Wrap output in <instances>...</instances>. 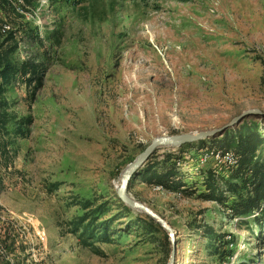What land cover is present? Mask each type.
I'll use <instances>...</instances> for the list:
<instances>
[{
    "label": "rangeland",
    "instance_id": "rangeland-1",
    "mask_svg": "<svg viewBox=\"0 0 264 264\" xmlns=\"http://www.w3.org/2000/svg\"><path fill=\"white\" fill-rule=\"evenodd\" d=\"M14 1L0 0V27L18 40L14 62L34 60L45 71L41 86L19 77L1 96L14 121H30L24 136L0 134L11 142L0 152V239L9 223L21 264H168L165 230L152 242L129 223L147 213L114 218L117 191L153 138L264 112V0H24L23 12ZM242 122L264 135V115ZM168 151L181 158L196 150L163 144L156 157ZM128 193L175 231L173 264H219L201 225L233 241L220 264H264L257 214L244 223L217 202L155 190L141 178ZM85 199L113 207L99 220L114 218L116 233L97 243L103 255L73 231Z\"/></svg>",
    "mask_w": 264,
    "mask_h": 264
},
{
    "label": "trees",
    "instance_id": "trees-1",
    "mask_svg": "<svg viewBox=\"0 0 264 264\" xmlns=\"http://www.w3.org/2000/svg\"><path fill=\"white\" fill-rule=\"evenodd\" d=\"M9 2V1H8ZM10 3V2H9ZM27 24V23H26ZM27 28V27H26ZM35 28V27H34ZM23 35H28V29L19 25ZM3 30L4 29L3 27ZM18 51V40L15 31L3 32L0 27V78L5 79L0 83V134L9 135L13 132L16 136H24L28 133L25 118L14 121L8 112V103L1 99L6 91L5 85L13 80L22 78L28 85L36 82V88L41 86L45 68L42 64L27 60L21 64L14 62L15 52ZM264 66V60H262ZM264 84V77H262ZM14 122L13 127L10 124ZM9 140L0 142V152L8 154ZM196 151L192 154L195 159L204 148H213L220 151L232 150L237 157V165L233 167L210 166L200 177H191L180 171L175 162L180 158L173 151L164 152L160 158L156 157V150L152 152L147 161L130 179L128 190L135 179L141 178L143 183L149 186H159L163 190L176 193L183 197H195L201 200H210L219 203L230 217L246 222V217L253 216L259 225L264 223V135L255 122L240 123L237 126L225 129L220 135L193 143L184 144ZM144 148V147H143ZM183 156V155H182ZM181 156V157H182ZM118 197V196H117ZM118 212L113 215L115 219L129 216L132 209L126 206L119 198ZM85 210L78 220L73 222V231L79 234V238L85 247L94 253L103 255V249L98 242L111 243L115 232L111 233L112 219H105L99 223L100 218L113 210L110 202L97 203L92 199L80 201ZM133 230L145 235L152 242L158 241V232H162L161 226L151 217H136L129 221ZM202 232L207 238L206 249L209 256L214 257L219 264L228 258L231 253L229 245L233 241L225 239L226 233L215 231L211 226L201 225ZM10 224L4 226L0 239V264H21L17 259V240L12 238ZM164 233V232H163ZM164 239L168 243V236L164 233ZM21 252L26 251V246H19ZM13 256V257H11ZM248 264V263H239Z\"/></svg>",
    "mask_w": 264,
    "mask_h": 264
},
{
    "label": "water",
    "instance_id": "water-1",
    "mask_svg": "<svg viewBox=\"0 0 264 264\" xmlns=\"http://www.w3.org/2000/svg\"><path fill=\"white\" fill-rule=\"evenodd\" d=\"M251 115H264L258 108H250L242 111L239 115L233 117L226 124L215 127L212 129L200 130L196 132H188L182 134H173V135H163L156 138H153L144 148L142 153L131 163L130 171L127 175V180L125 184L121 188V190L117 191L118 198L131 209L140 206V210L143 213H147L156 223H158L166 232L168 236V240L171 244V251L168 257V264H173L176 252V237L175 231L171 228V226L161 218L157 213H155L152 209H150L147 205L137 201L134 197H132L128 193V185L132 176L143 167V164L147 161L149 156L153 151L156 150L157 147L161 146L164 141H171L173 146H181L187 143H193L200 140L208 139L216 135H220L225 129L234 127L239 124L244 118L249 117Z\"/></svg>",
    "mask_w": 264,
    "mask_h": 264
},
{
    "label": "built area",
    "instance_id": "built-area-1",
    "mask_svg": "<svg viewBox=\"0 0 264 264\" xmlns=\"http://www.w3.org/2000/svg\"><path fill=\"white\" fill-rule=\"evenodd\" d=\"M237 161V157L232 150L220 151L213 148H204L195 159H192L190 155H183L181 158L176 159L175 164L180 171L193 175L198 174L202 181L205 177L202 172L208 167H233L237 165ZM153 188L155 190L162 189L159 186Z\"/></svg>",
    "mask_w": 264,
    "mask_h": 264
},
{
    "label": "bare ground",
    "instance_id": "bare-ground-1",
    "mask_svg": "<svg viewBox=\"0 0 264 264\" xmlns=\"http://www.w3.org/2000/svg\"><path fill=\"white\" fill-rule=\"evenodd\" d=\"M23 1L24 0H15L14 1V6L20 11V12H23L24 10V8L23 7H25V5L23 4ZM168 145V144H172L171 143V141H164L161 145ZM130 167L131 166H129L128 167V169L125 171V173H124V175H123V179H122V181H121V184H120V187H119V190H121V188L123 187V185L125 184V181L127 180V175H128V172L130 171ZM118 190V191H119ZM136 209H138V208H140V206L139 205H137V207H135ZM147 213H148V211H147Z\"/></svg>",
    "mask_w": 264,
    "mask_h": 264
}]
</instances>
